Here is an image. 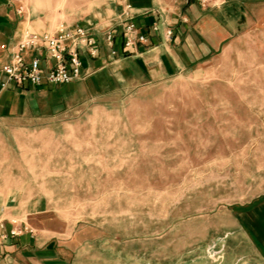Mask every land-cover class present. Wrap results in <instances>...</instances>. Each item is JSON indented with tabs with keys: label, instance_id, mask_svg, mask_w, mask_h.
<instances>
[{
	"label": "rangeland",
	"instance_id": "374dc122",
	"mask_svg": "<svg viewBox=\"0 0 264 264\" xmlns=\"http://www.w3.org/2000/svg\"><path fill=\"white\" fill-rule=\"evenodd\" d=\"M4 1L93 25L119 0ZM129 1L173 29L171 65L89 56L0 102V196L18 179L40 225L104 264L218 261L229 214L264 192V0Z\"/></svg>",
	"mask_w": 264,
	"mask_h": 264
},
{
	"label": "crops",
	"instance_id": "0c3cea01",
	"mask_svg": "<svg viewBox=\"0 0 264 264\" xmlns=\"http://www.w3.org/2000/svg\"><path fill=\"white\" fill-rule=\"evenodd\" d=\"M127 4L134 15L133 20L138 30L147 34V41L138 43L137 47L130 52H123L121 40L117 33L115 38L117 53L110 56L104 46L103 37L98 35L100 52L97 57H92V61L100 64L104 58L120 57L130 62L142 63L144 66H155L157 61L160 63L161 59L163 65L170 66L166 54L162 52L163 46L167 45V40L163 36V26L168 25L162 14H159L158 17L152 12L140 15L141 9H134L131 1L119 0L99 11L92 12L85 21H90L99 29L104 30L114 23L116 16L123 11ZM149 5V2H146L141 8ZM60 22L65 21L52 22L50 18L41 16L38 12L16 13L8 2L0 0V46L2 44H14L26 30L42 32L53 29ZM154 22H157L159 26V31L156 33L150 29ZM65 23L83 24L75 17L70 18V21ZM173 36L170 40L173 39ZM8 57L9 52L0 47L1 103L10 99L14 93L25 91L30 87V85L17 87L7 82L4 86L2 85L6 77L1 72V66ZM87 57L89 55L84 53L83 73H85ZM102 67L100 65L96 70ZM50 85L46 83L39 87ZM24 193L23 189H18L17 179L10 183L6 187L5 193L0 196V201L16 202L15 204H7L8 207L0 213V220L4 222V229L9 230L11 228L10 221L13 219L17 220V224L20 226L27 228L21 234L9 236L2 241L0 244V264H104L97 257H82L80 246L74 241L63 239L62 236H56L53 226L49 224L40 225L37 220L38 216L47 213L46 210L38 208V202L42 201L43 198L35 195L26 196ZM19 201H31L33 203L26 204L24 207L21 206L20 210ZM229 215L228 226H224L222 231L223 241L217 246L222 247L220 248V259L196 264H264V192L240 204L238 210Z\"/></svg>",
	"mask_w": 264,
	"mask_h": 264
},
{
	"label": "built area",
	"instance_id": "2783aa9c",
	"mask_svg": "<svg viewBox=\"0 0 264 264\" xmlns=\"http://www.w3.org/2000/svg\"><path fill=\"white\" fill-rule=\"evenodd\" d=\"M133 19L134 15L127 4L114 23L104 30L95 25L65 22L42 32L26 30L10 47L9 57L1 66V72L6 77L2 85L6 82L17 87L41 86L46 83L64 85L80 79L83 76L84 53L90 57L99 55L98 35L103 37L104 46L110 56L117 53V33L123 52H130L138 43L147 41V34L138 30ZM150 29L154 33L158 32V23H152ZM163 36L170 40L173 29L164 25ZM10 223L11 228L5 230L4 222L0 220V244L9 236L19 235L27 229L17 224L15 219Z\"/></svg>",
	"mask_w": 264,
	"mask_h": 264
}]
</instances>
